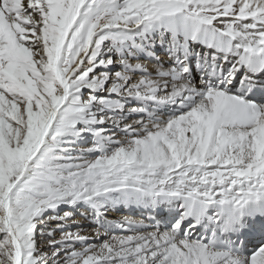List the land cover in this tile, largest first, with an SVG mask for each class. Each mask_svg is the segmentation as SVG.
Masks as SVG:
<instances>
[{"label": "snow or ice", "instance_id": "6c2138e0", "mask_svg": "<svg viewBox=\"0 0 264 264\" xmlns=\"http://www.w3.org/2000/svg\"><path fill=\"white\" fill-rule=\"evenodd\" d=\"M0 264H264V0H0Z\"/></svg>", "mask_w": 264, "mask_h": 264}, {"label": "bare ground", "instance_id": "6f19581e", "mask_svg": "<svg viewBox=\"0 0 264 264\" xmlns=\"http://www.w3.org/2000/svg\"><path fill=\"white\" fill-rule=\"evenodd\" d=\"M112 211H110L108 213V216L109 218H115V219H121L125 216H130V217H134L135 219H142L144 218L145 215H149L146 211L145 212H142L141 210L137 209L135 211H132V210H128V209H122V210H118V217H114L112 215ZM145 222L146 223H150V221H147L145 219ZM76 223H79L81 225H83V231L81 234L83 235H87V236H90L92 237L94 235V232H95V225L94 223L91 222V219L88 218H84V216L80 215V213H76ZM74 231L76 230L75 228L73 229Z\"/></svg>", "mask_w": 264, "mask_h": 264}]
</instances>
